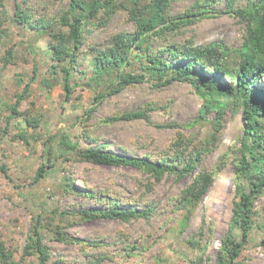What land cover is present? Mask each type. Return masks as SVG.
Instances as JSON below:
<instances>
[{
  "label": "rangeland",
  "instance_id": "obj_1",
  "mask_svg": "<svg viewBox=\"0 0 264 264\" xmlns=\"http://www.w3.org/2000/svg\"><path fill=\"white\" fill-rule=\"evenodd\" d=\"M194 1L175 0L172 17L184 15ZM247 1L238 2L245 6ZM4 5L6 13L0 9V36L3 37L0 42V240L21 255L32 225L40 215L44 244L55 264H217L235 207L234 149L244 132L242 113L232 116L228 112L223 118L217 148L203 160V168L218 174L185 229L177 226L181 213L176 204L187 180L179 181L173 175L157 181L132 167L82 162L73 154L60 156L57 150L54 160L57 169L34 183L37 169L47 162V138L53 134L54 145L59 150H65L61 141L68 136L80 149L100 147L110 154L158 162L167 157L178 131L197 139L212 132L216 114L210 113L205 121L180 130L179 126L199 117L202 100L188 83L173 82L156 87L146 81L108 95L88 116L87 111L95 107V89L81 81L67 102L61 85L45 90L43 79L50 67L44 53L46 40L17 22L15 0H4ZM29 5L36 17L51 19L68 7L69 0H31ZM225 8L224 0H220L212 7L211 16L187 24L173 32L168 40H155L153 47L192 40L196 45L222 42L228 48H239L246 35V25ZM119 32L134 33L125 12L113 15L104 29L91 27L87 36L101 43ZM9 51L13 57H9ZM86 66L87 63L79 68ZM35 68L38 77L30 84L29 97L18 107L21 116H17L11 107L31 82ZM148 105L156 107L149 112V120L115 119L104 123ZM26 115L29 119H38L39 127L28 126ZM21 131L27 132L28 140L19 138ZM84 132L89 138L82 136ZM223 162L226 164L219 170ZM65 177L78 190L107 193L119 208L133 207L139 213L149 214L130 222L104 217L84 219L81 215L84 212L106 206L77 192H64L61 185ZM256 208L260 214L254 217L256 226L244 248L242 264H264V196L258 198ZM50 225H62L63 232L69 236L84 242L94 241L100 246L86 249L59 241ZM128 246L136 247L133 256H128ZM35 263V257L26 261V264Z\"/></svg>",
  "mask_w": 264,
  "mask_h": 264
},
{
  "label": "trees",
  "instance_id": "obj_2",
  "mask_svg": "<svg viewBox=\"0 0 264 264\" xmlns=\"http://www.w3.org/2000/svg\"><path fill=\"white\" fill-rule=\"evenodd\" d=\"M30 1L15 0L14 13L24 29L35 30L39 37L46 40L44 53L50 67L48 76L43 79L45 90L61 85L67 102L74 89L82 84L80 82L86 81L90 89H95V107L87 111L90 116L96 105L108 95L118 94L128 86L146 81L153 82L156 87L184 82L191 85L203 104L194 122L178 128H192L195 123L205 121L210 113L216 114L212 132L197 139L178 131L169 145L167 157L158 162L110 154L100 147L80 149L78 143L71 142L68 136L61 141L65 150H59L54 145L56 137L53 134L47 138V162L37 169L33 182L39 183L55 171V156L66 153L75 155L82 162L132 167L157 181L165 175H173L179 181L187 180L176 204L181 213L177 226L185 229L218 174L203 168V160L205 155L217 148L223 118L228 112L232 116L242 113L244 132L234 149V213L217 259V264H242L244 248L256 226L254 217L260 214L256 201L264 196V0H248L245 6L239 4V0H224L227 13L234 14L246 25L242 45L234 49L222 42L202 46L192 40L153 47L155 40H168L173 32L187 24L211 16L212 7L220 0H195L184 15L176 18L172 17L175 0H69L68 7L51 19L36 17L30 8ZM0 9L6 13L4 0H0ZM118 12L126 13L127 21L134 26L133 34L119 32L101 43L88 39L91 27L104 29ZM2 38L0 36V42ZM8 54L13 57L12 52ZM85 63L87 66L80 69L79 66ZM37 77L38 70L35 68L31 82L17 95L15 105L11 107L13 114L21 116L18 107L29 97L30 84ZM155 109L148 105L145 109L113 117L104 123L115 119L149 120V112ZM25 117L28 126L39 127L38 119ZM170 126L176 128L173 124ZM82 136L89 138L86 132ZM19 138L28 140L27 132L21 131ZM225 164L223 162L219 170ZM1 170L6 171L4 166ZM61 187L64 192H77L100 206H106L84 212L81 214L84 219L104 217L130 222L149 214L147 211L139 213L133 207L119 208L115 199L107 193L78 190L66 177ZM38 217L21 255L0 240V264H26L29 257L36 258L35 264H55L51 262L52 254L44 244V225H40V215ZM50 228L59 241L79 244L86 249L100 246L94 241L84 242L69 236L63 232L62 225H50ZM171 230L173 232L174 228ZM135 249V246L126 248L128 256H133Z\"/></svg>",
  "mask_w": 264,
  "mask_h": 264
}]
</instances>
